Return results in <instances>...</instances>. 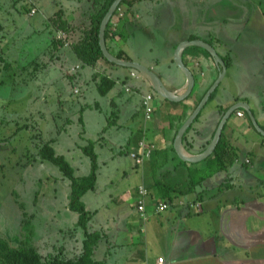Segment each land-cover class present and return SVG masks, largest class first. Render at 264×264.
Instances as JSON below:
<instances>
[{"label": "crops", "instance_id": "crops-1", "mask_svg": "<svg viewBox=\"0 0 264 264\" xmlns=\"http://www.w3.org/2000/svg\"><path fill=\"white\" fill-rule=\"evenodd\" d=\"M146 1L148 0H142L138 3L134 2L129 10L124 11L123 16L117 21L115 27L112 28L111 26L110 30L113 34L110 31L108 38L105 39L109 52L116 54L121 51L129 60L151 68L161 78L168 89L177 93L183 92L186 82L185 76L173 59L174 50L180 42L201 40L209 43L215 48L218 55L225 62V73L214 91V96L210 101H208L209 99L207 100L200 111L196 124H194L195 121H193V127L187 133L188 140L192 142V147L186 148L191 153H195L206 141L209 140L210 142L212 139L211 135L212 133L214 134L222 116L220 114L221 109H227L235 102H246L250 106L253 115L256 117V107H254L256 106V100L254 94L258 97L264 96V89H262L264 86V79L259 76L261 72L260 69L264 64V55L258 58V55L254 54L255 43L253 42L251 43L252 49L251 52L248 53V56H239V61L235 59L237 54L240 55V49L241 54L244 52L242 51V49L244 50V47H242L243 45H239L242 41L240 40L238 29L240 24H238L237 19L238 15H244L243 8L238 9L235 4L231 3L229 0H183L186 4L184 8L178 7L177 5L173 7L167 3V6L164 7V9H166L165 14L159 12L156 15V20L154 18L156 21L154 29L160 30V34L172 28L174 23H176L174 22L173 16L174 10H178L180 13L183 12L184 17L182 23L181 20L179 22L180 29H176L177 33L170 37L166 36V38H169L167 41L169 55L166 58V63H168V73L171 75V77H168L169 81H166V78L156 69L158 61L153 60L150 63H144L147 62L146 59H139L138 56L134 57L126 40L128 37V28L131 29V27L136 26L137 21L142 19L139 5L145 4ZM93 11L94 0H89L87 4H84L81 11H77L75 15L71 14V17L65 18L68 22L74 24L73 29L69 31L70 42H75L80 39L82 30L89 25L90 14ZM35 14H37V10L34 15ZM53 14H55V12ZM50 18L47 20L49 26L47 23L45 24L49 29H52V34L36 47L39 48L40 46L42 50L37 49L34 51L33 45L30 54H19V56L23 57L22 62H25L29 66L32 65L34 71L46 72L45 78L49 80L48 83L50 86L61 77L76 84L79 80L85 83L91 80L97 81V76L102 75L113 79L116 84L119 83V81L114 79L118 78L115 75L125 73L127 76H130V78L133 77L137 79V90L145 88L146 94L153 92L149 82L140 76L139 73L137 76L131 75L133 69L124 67L127 69V72H121L119 67L123 68V66L109 64L103 59H99L94 65H86L77 58L68 45L53 46L52 40H54L56 28L54 24L51 23ZM191 21L192 23H190ZM261 28L264 30V25H262ZM40 38L41 36H38L36 39ZM15 55H18V53L13 54V56L8 59L9 57L7 58V55L4 56L2 53V56L0 55V63L5 62L6 65L11 68L17 62L16 58H18V56L15 57ZM1 59H4V61ZM182 59L184 64L193 72L195 79L190 97L188 99H186V97L185 100H183L185 103L184 106L181 103L182 101L178 103L160 97L155 98L157 94L154 92V98L152 100L154 112L152 118L149 121H145L141 105V99L144 93H140L139 109L141 111L143 123L136 124L134 131L129 130L126 140L119 134V126H115L116 124L114 122L108 123L107 126L115 127V129L111 128L109 133L112 136L111 139L114 141V144H122L121 141L124 140L126 142L133 141L136 147L135 151H133L135 153L140 152L141 147L139 146V142L144 137L148 142L154 144L157 150L168 148L171 143L173 145L174 139L172 140V135L179 123L178 116L181 114L183 115L187 108L193 107L196 101L202 98L220 72V68L215 63L212 56L202 47L195 45L186 46L182 51ZM254 59L260 60V65L256 71L251 69ZM171 65H174L175 68H172ZM235 83H240L242 88L234 90L233 86ZM126 87L127 86L124 87V91L131 92V89L130 91H126ZM247 89H249V92L246 91ZM110 100L113 101V98H110ZM56 102L58 104V109L64 111L62 117L66 116L65 109L68 106L72 113H76V110H83L88 107H97L96 104H94V106L87 104L85 107L76 106L74 101L69 105L63 104L60 99H57ZM50 107L53 106L51 105ZM262 107L264 108V106ZM238 110L233 112L231 117L228 118L221 133H223V137L226 141L236 147L237 145H235L234 140L239 137V130L246 132L243 129H247V140L250 142V146L245 144L246 147H248V152L256 151L257 153L254 159L250 155H246L245 159H248L249 163H245V159L243 161L245 164H252V162L256 160L260 164L259 167L252 168L249 171H243V168L239 167L237 170L244 175L242 176V180L245 181L246 187L252 185L250 187L251 191L247 192L246 197L236 202H223L225 199L224 195L228 192L231 184H233V182L227 181L228 178L227 176L225 177L226 173L225 169H223L212 173V175L201 183V187L198 188L199 185L196 187V189H198L195 191L196 200L192 197L193 201L185 202L179 199L180 196L174 197L177 199L176 202H169L168 208L155 213V204L163 200L158 184H155L162 180L155 181L157 172L163 169L170 170L168 173H166L167 171L165 170L163 171L165 175H170V178L166 181L167 184H170V182H184L186 180L187 170L184 165L173 169V165L169 163L165 164L166 166L159 163L157 164V153L154 149L153 152H151V156L145 159L141 164H148L147 169L151 172V178L149 182L142 181L135 187L132 193L134 197L132 211L118 221L113 219L108 233L102 232L97 225L92 227L90 224V217L87 224L88 230L100 231L102 233V237L98 240L93 250V256L96 259L106 261L110 264H156L158 257L163 258L164 264H249L251 260L259 259L261 249L264 250V248H261V246H264V241L259 239L261 230L264 231V224L261 225L260 222L262 221L264 223V199L262 201H258L257 199L264 196V179H261V175L262 177L264 175V149L258 145V140L260 136L264 137V134L257 131L253 125H249L248 116L243 109H241L243 115L238 116ZM257 113L258 119L256 118V121L264 130V116L258 109ZM80 116H78L79 120L77 124L81 127L80 123L82 122V117ZM235 117L240 119V123H235ZM109 121L112 120L109 119ZM71 122L72 119L69 118L63 122L61 128L64 130V133L67 132V128H70ZM52 128L53 125L49 127V133ZM76 131H78V128ZM102 131H104V129ZM83 132V128L82 130L79 129V134ZM255 133H258V135L256 136ZM114 135H116L117 141ZM120 138L122 139L120 140ZM101 139H103V136H98L93 142L99 144ZM51 141L54 142V140L50 139L49 141L52 145ZM58 145L61 147L65 145V143H58ZM99 145L102 146V144ZM34 151L33 159H38V162L45 165L48 161L41 160L38 157L37 146ZM153 161L155 162L153 163ZM157 165L160 166L158 167ZM163 172H159V174ZM58 177L63 178L59 174L57 175V178ZM247 180L251 182H247ZM225 181H227V184H224ZM66 182L67 183L64 182L65 187L61 191V195H54L52 198L54 202H51V209H59L60 213H63L65 216L63 215V218L55 211L52 212V215L57 218L59 214V222L65 221L68 218L76 222L77 213L68 208L70 187L69 182ZM159 183L161 186L162 182ZM141 184L145 185L148 190L145 206L147 212L146 220L141 218L136 209L138 196L137 187ZM215 190H217V193L213 195L212 193ZM200 191V196L197 198V193ZM60 198H62V202H58L61 200ZM192 203H197L200 206H191L190 204ZM84 205L86 210L91 212V216L97 213V209H89L86 202H84ZM209 219L212 220V226L210 227ZM102 222L106 223V221ZM208 228L210 232L207 234ZM81 239H83V236H81ZM103 241L105 244L101 245ZM81 245L82 242L80 244V251ZM127 245L131 246V248H125ZM98 249L100 252H98Z\"/></svg>", "mask_w": 264, "mask_h": 264}, {"label": "rangeland", "instance_id": "rangeland-1", "mask_svg": "<svg viewBox=\"0 0 264 264\" xmlns=\"http://www.w3.org/2000/svg\"><path fill=\"white\" fill-rule=\"evenodd\" d=\"M140 1L142 0L134 2ZM229 1L238 9L244 10L243 16H237L242 41L239 45H243L244 52L241 54L240 49V55L237 54L235 59L239 61V56H248L253 42L255 43L254 54L258 55V58L262 57L264 30L261 26L264 25V0ZM88 2L89 0H0V55L2 56L3 53L10 59L13 54L18 53L15 55V57L18 56L17 62L11 68L3 67L4 63L0 64V236L12 246L27 243L42 254L54 253L59 248H63L67 257L76 256L80 251L82 231L70 218L65 220L66 222H59V214L63 218L65 215L60 213L59 209H51V202H54L53 196L61 195L68 180L52 163L46 162L44 165L38 162V159H33L36 146L50 139L54 140L51 142L56 152L64 155L74 168L75 174L86 175L90 171V159L82 147L87 144V140L92 141L98 162L97 181L94 188L83 195L82 201L86 202L89 209H97V213L91 216L90 224L92 227L97 225L104 233L110 230L113 219L118 221L132 211L134 200L132 193L135 187L142 181L149 182L151 178V172L147 169L148 164L136 165L130 156V153L136 149L133 141H125L129 130L134 131L136 124L143 123L139 109V95L140 93L145 95L146 89L137 90V79L130 78L125 73L116 74L118 78L114 79L119 83H114L115 85L105 94L98 92L95 80L87 83L77 80L78 82L74 84L61 77L50 86L49 80L45 78L46 72L34 71L32 65L22 62L23 57L19 56V54H30L33 45L34 51L42 50V47H36L51 36L52 29L48 28L47 20L54 12L61 11L63 18H69L71 14L75 15L77 11H81L84 4ZM167 3L173 7L186 6L183 0H148L145 4L142 3L143 5H139L142 19L137 21L136 26L128 28L126 40L134 57L146 59L147 62L144 63L158 61L157 71L166 78V81H169L168 77L171 75L168 73L169 68L166 63L169 55L167 44L169 38L166 36L170 37L177 33L176 29L180 27L179 22L181 20L182 23L184 13L174 10L173 16L176 23L160 34V30L154 29L156 15L159 12L165 14L164 7ZM34 6L37 14H28L29 8ZM165 18L167 19L166 15ZM58 33H61L60 30H56L54 39ZM38 36L41 38L36 39ZM259 61L258 59L252 61L253 71L258 69ZM171 67L175 68L174 65ZM119 68L121 72H127L126 68ZM260 71L259 76L264 79V64ZM125 86L129 87L131 92H125ZM74 87L80 88L79 92H74ZM233 88L236 90L242 86L240 83H235ZM246 91L249 92V89ZM159 97L157 95L155 98ZM254 97L257 115L254 117L258 119L257 109L264 116L262 107L264 96L258 97L254 94ZM110 98H113V101ZM57 99H60L63 104L69 105L74 101L76 106L85 107L87 104L91 106L96 104L97 107H88L72 113L68 106L65 109L66 116L62 117L64 111L58 109ZM51 105L53 107H50ZM78 116L82 117L81 127L77 124ZM67 117L72 119V122L70 128H67V132L64 133L61 127L68 119ZM111 122L119 126V134L125 139L121 141L122 144L116 145L111 139L110 130L115 129V127L107 126ZM235 123H240V119L235 117ZM52 125L53 128L49 133V127ZM77 128L78 131H76ZM82 128L84 134H79V129L82 130ZM243 130L246 132L239 130V137L234 140L237 145L235 159L225 168V177L227 176V181L233 184L224 195L223 202H236L246 197L247 192L251 191L252 185L246 187L245 181L242 180L244 175L237 171L239 167L243 168V171H249L260 166L256 160L252 164H245L243 161L246 155H250L253 159L257 155L256 151L248 152L246 144L250 146V142L247 140V129ZM255 134L258 135V133ZM98 136H103L99 143L102 146L93 142ZM114 137L116 140V135ZM57 141L65 145L60 147ZM144 141L148 142L145 137ZM258 145L264 149V137L260 136ZM163 171L164 169L159 170V172ZM159 172L156 177L164 182L168 181L170 175H165V172L159 174ZM58 174L63 178H57ZM261 179H264V175L263 177L261 175ZM247 182L251 181L247 180ZM201 185L199 184L198 188ZM216 193L217 190L212 194ZM192 197L195 198V192L180 195L179 199L191 202ZM60 199L58 202H62V198ZM263 199L264 196L257 200ZM172 201L176 202L177 199L173 198ZM53 211L59 213L57 218L52 215ZM260 222L261 225L264 224ZM210 226H212L211 219H209ZM209 232L208 228L206 233ZM259 239L264 241L262 230ZM104 244L103 241L101 245ZM125 248L129 249L131 246L127 245ZM98 252H100L99 249ZM260 254L258 260L253 259L249 264H264V250L261 249ZM0 264L5 263L0 261Z\"/></svg>", "mask_w": 264, "mask_h": 264}, {"label": "trees", "instance_id": "trees-1", "mask_svg": "<svg viewBox=\"0 0 264 264\" xmlns=\"http://www.w3.org/2000/svg\"><path fill=\"white\" fill-rule=\"evenodd\" d=\"M113 0H94V11L90 14L89 25L82 30L80 39L75 42H69L70 36L68 35L70 29H73L74 24L68 22L62 17L61 11L56 12L50 21L54 24L56 30H60L65 34V40L68 41L69 47L75 53L77 58L86 65H94L99 59L105 60L109 64H114L109 62L104 58L98 43V30L102 17L106 13L108 7ZM135 0H121L119 6H123L124 11L130 9ZM114 15V14H113ZM111 19L108 21L105 29V39L108 38L110 30ZM67 33V34H66ZM113 34V32H112ZM68 35V36H66ZM63 40H52V45L63 46ZM108 49V47H107ZM114 56L121 58L123 60H129V58L123 53L118 52L113 54ZM4 61V59H1ZM2 64V63H0ZM3 67H8L4 62ZM95 78V77H94ZM145 79V78H144ZM146 80V79H145ZM148 81V80H147ZM149 82V81H148ZM97 90L101 94H105L112 86L115 81L107 76H97L96 81ZM150 84V83H149ZM214 96V92L210 95L209 100ZM190 95L186 98L188 99ZM185 100V99H184ZM200 100V99H199ZM199 100L196 101L193 107L187 108L186 112L179 115V123L176 126L172 140L184 120L189 116L195 106L198 104ZM181 102V101H180ZM178 102V103H180ZM182 105L184 106V101L182 100ZM226 109H221L220 114L222 115ZM241 110V109H240ZM200 112L194 119L197 120ZM174 116V114H173ZM175 117V116H174ZM248 118V117H247ZM227 123V122H226ZM249 125L252 126L250 119L248 118ZM226 125V124H225ZM193 127L192 124L188 127L183 135V144L186 147H192L191 140H188L187 133ZM213 136V133L211 137ZM171 140V142H172ZM209 140L200 146V148L195 153H199L205 149L208 145ZM187 149V148H186ZM82 150L90 159V171L86 175H75L74 168L69 163V161L62 154H58L49 141L42 142L38 146L37 155L41 160L51 162L55 165L61 172L63 177L69 181V196H68V208L77 213L76 227L82 230V245L81 251L76 256L67 257L63 251V248H59L58 251L54 253L42 254L35 247L28 245L27 243L19 244L17 246H12L9 242L2 236H0V261L5 264H110L106 261L96 259L93 256V250L97 245L98 240L102 237V233L99 231H89L87 228L88 221L91 217V212L86 210L85 205L82 201V196L88 190L94 188L97 179V155L93 151L92 141H89L86 145L82 147ZM156 150L157 153V164L165 165L172 164L173 169L178 166L184 165L187 170L186 180L184 182H175L170 184L156 178L158 187L161 191V197L163 200L172 201L174 197H179L186 193L195 192L196 187L201 184L205 179H207L212 173L221 171L225 169L229 164L233 162L236 156L235 147L225 140L223 133H221L218 143L216 144L213 152L206 157L204 160L199 162L191 163L181 160L175 153L172 143L168 148H161ZM188 150V149H187ZM170 152V154H169ZM158 166V165H157ZM160 166V165H159ZM158 166V167H159ZM166 166V165H165ZM165 170V169H164ZM170 172V170H165ZM227 184V181L224 182ZM172 193V194H171ZM200 192L197 193V198L200 196ZM173 202V201H172Z\"/></svg>", "mask_w": 264, "mask_h": 264}, {"label": "water", "instance_id": "water-1", "mask_svg": "<svg viewBox=\"0 0 264 264\" xmlns=\"http://www.w3.org/2000/svg\"><path fill=\"white\" fill-rule=\"evenodd\" d=\"M121 0H113L110 6L108 7L106 13L102 17L99 25L98 30V43L100 50L102 52V55L106 60L109 62H112L114 64L127 67L130 69H133L141 74L143 78L149 81L153 91L159 95L161 98H164L169 101L173 102H179L184 100L188 95H190L195 79L193 72L184 64L182 59V51L186 46L189 45H195L204 48L209 52V54L212 56L215 63L220 68V72L218 77L215 79V81L211 84V86L207 89V91L204 93L198 104L195 106V108L192 110V112L189 114V116L184 120V122L180 125L178 128L174 140H173V149L176 153V155L183 161L195 163L199 162L206 157H208L214 150L216 144L219 141L221 131L228 120L229 117H231L232 113L235 112L238 109H243L246 112V115L250 119L253 127L259 131L260 133L264 134V130L259 126L257 123L252 110L250 109V106L246 102L238 101L234 104L230 105L225 112L222 114L217 127L214 131V134L212 136V139L208 143V145L205 147V149L199 153H191L189 150H187L183 144V135L185 131L188 129V127L192 124L198 113L201 111L203 106L206 104L207 100L209 99L210 95L215 91L216 87L219 85L222 77L225 73V62L223 59L218 55L215 48L206 42H203L201 40H187L180 42L175 50H174V62L177 65V67L181 70L183 75L185 76L186 82L183 92L177 93L167 88V86L164 84V82L161 80V78L149 67L144 66L138 62L131 61V60H123L121 58H118L114 56L109 50L107 49L106 43H105V29L107 26L108 21L110 20V17L114 13L116 7L119 5Z\"/></svg>", "mask_w": 264, "mask_h": 264}, {"label": "built area", "instance_id": "built-area-1", "mask_svg": "<svg viewBox=\"0 0 264 264\" xmlns=\"http://www.w3.org/2000/svg\"><path fill=\"white\" fill-rule=\"evenodd\" d=\"M35 12H36V8L35 7L30 8L29 14H34ZM113 14L110 17V19H111V23H110L111 25L110 26H112V28L115 27L117 21L123 16V14H124L123 6H119L118 5L116 7V9H115ZM110 29H111V27H110ZM60 32L61 33L57 34L56 39H58V40L61 39V40L64 41L63 43H64L65 46L68 45V41L65 40L66 38H65L64 32H62V31H60ZM111 33H112V31H111ZM76 67H78V66H76ZM131 75L132 76H137L138 72L133 70V71H131ZM125 90L126 91H130V88L126 87ZM74 92H78V89L74 88ZM153 98H154V92H150V93H147V94L142 96L141 105H142V108H143V117H144L145 121H149L152 118V114L154 112V106H153V103H152ZM237 115L238 116H242L243 115V111L238 110L237 111ZM139 146L141 147V150H140L139 153H135V152L130 153V156L134 159L136 165H140V164L143 163V161L145 159H148L150 157V154H151L152 150L155 149V145L152 144V143L149 144L148 142H145L144 138L139 142ZM245 163H249V160L245 159ZM137 195L138 196H137V202H136V209L139 212L141 218L143 220H146L147 212H146L145 206H146V199H147V196H148V190H147L145 185L141 184V185H139L137 187ZM190 205L191 206L194 205V207H199L200 206L197 203H194V204L192 203ZM168 207H169V201H166V200L158 201L155 204L154 212L155 213L161 212V211L165 210ZM156 264H164L163 263V258L162 257H158L157 261H156Z\"/></svg>", "mask_w": 264, "mask_h": 264}, {"label": "flooded vegetation", "instance_id": "flooded-vegetation-1", "mask_svg": "<svg viewBox=\"0 0 264 264\" xmlns=\"http://www.w3.org/2000/svg\"><path fill=\"white\" fill-rule=\"evenodd\" d=\"M154 92V91H153Z\"/></svg>", "mask_w": 264, "mask_h": 264}]
</instances>
